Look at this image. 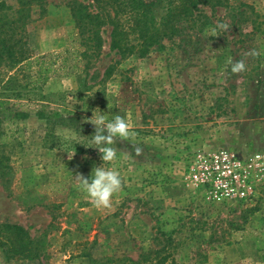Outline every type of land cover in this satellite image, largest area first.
<instances>
[{"label": "rangeland", "instance_id": "374dc122", "mask_svg": "<svg viewBox=\"0 0 264 264\" xmlns=\"http://www.w3.org/2000/svg\"><path fill=\"white\" fill-rule=\"evenodd\" d=\"M72 1L46 0L45 17L27 28L33 54L54 55L47 60L56 68L66 59L65 69L32 83L39 67H24L14 91L22 96L0 112L14 133L0 225L42 241L39 261H6L0 249V264H129L162 248L164 264H264V0L203 7L210 24L186 28L144 59L120 61L107 27L87 73L76 56ZM237 61L245 68L232 73ZM11 93L0 86V96ZM17 111L28 118L8 122ZM100 112L125 117L135 133L117 141V159L106 165L123 182L107 208L95 207L75 179L102 164L91 148L90 120Z\"/></svg>", "mask_w": 264, "mask_h": 264}, {"label": "trees", "instance_id": "16d2710c", "mask_svg": "<svg viewBox=\"0 0 264 264\" xmlns=\"http://www.w3.org/2000/svg\"><path fill=\"white\" fill-rule=\"evenodd\" d=\"M13 5L0 2V86L4 93L0 96V112L8 111L9 100L21 97L15 93V87L20 88L16 73L38 65L39 76L36 81H46L51 74L65 69L63 64L54 67L55 63L48 61L54 55H34L28 45V26L45 17L46 0H14ZM70 14L74 22V37L83 63L82 71L87 73L92 61L99 57L103 47V30L109 28V48L120 56V61L135 57L144 59L155 49L164 48L165 41H171L180 36L187 28L198 27L201 31L210 24V17L202 11L208 7L212 12L217 8L226 9L230 0H92L86 5L72 1ZM198 24V25H197ZM197 25V26H196ZM74 56V58L76 57ZM117 63H114L116 65ZM114 66H109L103 73V79L113 74ZM7 76L4 81L2 77ZM88 87L87 89H89ZM39 119L50 117L43 112H37ZM55 117H59L57 113ZM28 114L25 111L10 113L8 122L25 120ZM51 126V125H50ZM49 132L51 128H49ZM14 133L9 134L2 125L0 118V183L8 184L14 169L10 164V156L5 151L10 145ZM42 241L33 240L27 231L18 225H0V249L6 261H39L40 245ZM165 248L150 250L147 254L139 255L138 260L127 259L129 264H164L170 257L162 256ZM154 258L151 259L149 256ZM170 264H176L173 259Z\"/></svg>", "mask_w": 264, "mask_h": 264}, {"label": "clouds", "instance_id": "9594fccd", "mask_svg": "<svg viewBox=\"0 0 264 264\" xmlns=\"http://www.w3.org/2000/svg\"><path fill=\"white\" fill-rule=\"evenodd\" d=\"M221 27L224 26L221 25ZM244 68L245 65L242 61H237L231 65L232 73H239ZM106 116L100 112L99 115L93 116L90 120L94 126V134L91 136V143L94 147L91 148L98 151L102 164L93 168L89 177L83 175L75 177L80 190L97 208L109 207L113 197L122 189L123 182L120 172L113 167H106L117 159V149L114 145L118 140L124 141L135 135L125 117L115 115L109 120Z\"/></svg>", "mask_w": 264, "mask_h": 264}]
</instances>
